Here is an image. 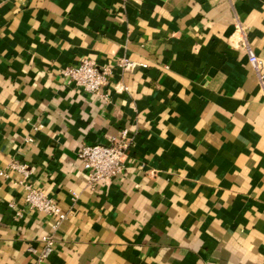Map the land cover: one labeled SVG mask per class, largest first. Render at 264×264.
I'll return each mask as SVG.
<instances>
[{"label": "crops", "instance_id": "1", "mask_svg": "<svg viewBox=\"0 0 264 264\" xmlns=\"http://www.w3.org/2000/svg\"><path fill=\"white\" fill-rule=\"evenodd\" d=\"M85 57L107 97L65 82ZM261 75L264 0H0V264H264ZM123 129L122 172L91 186L79 148Z\"/></svg>", "mask_w": 264, "mask_h": 264}, {"label": "built area", "instance_id": "2", "mask_svg": "<svg viewBox=\"0 0 264 264\" xmlns=\"http://www.w3.org/2000/svg\"><path fill=\"white\" fill-rule=\"evenodd\" d=\"M243 44L247 45L249 61L256 68H259L260 59L248 46L245 38H243ZM119 65L123 71H127L135 66V62L128 57H123L119 60ZM62 76L68 84L96 93L101 97H107L106 87L111 83L113 71L110 65L99 66L91 58L85 57L76 65L65 66L62 69ZM260 78L264 86V77L261 75ZM120 87L126 88L124 85ZM130 144L131 138L128 136L127 130L123 129L118 136L111 137L106 143L97 142L81 145L78 150V157L88 172L91 186L99 183L107 185L122 172ZM25 200L30 208L53 216L55 218L54 229H57L59 223L67 216L66 211L61 208L57 200L48 196L40 188L27 186ZM42 241L43 248L39 254L40 260L51 252L54 236L52 234L45 235L42 237Z\"/></svg>", "mask_w": 264, "mask_h": 264}]
</instances>
